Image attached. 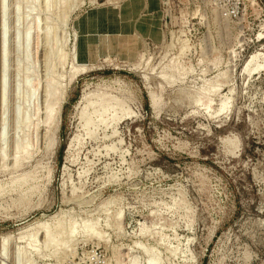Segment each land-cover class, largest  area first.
I'll list each match as a JSON object with an SVG mask.
<instances>
[{"label": "rangeland", "instance_id": "rangeland-1", "mask_svg": "<svg viewBox=\"0 0 264 264\" xmlns=\"http://www.w3.org/2000/svg\"><path fill=\"white\" fill-rule=\"evenodd\" d=\"M152 262L264 264V0H0V264Z\"/></svg>", "mask_w": 264, "mask_h": 264}, {"label": "bare ground", "instance_id": "bare-ground-1", "mask_svg": "<svg viewBox=\"0 0 264 264\" xmlns=\"http://www.w3.org/2000/svg\"><path fill=\"white\" fill-rule=\"evenodd\" d=\"M45 4H47V3H45ZM3 8H4V7H3ZM17 9H18V8H16V10H17ZM3 11H4V9H3ZM48 26H49V25H48ZM28 31H30V30H27V32H26V31L24 32V33H26L25 36H24V38H23V39L26 38L25 41H27V40L29 39V37H28V35H29V34H28ZM2 33H3V32H2ZM29 33H30V32H29ZM48 33H49V32H48ZM3 35H4V34H3ZM23 35H24V34H23ZM45 36H46V35H45ZM27 37H28V39H27ZM17 38H18V37H17ZM2 39H3L2 41L5 40L4 38H2ZM25 41H23V43L27 44ZM25 46L27 47V45H25ZM25 46H24V47H25ZM24 47H23V48H24ZM5 48H6V47H5V44H4V42H3V43H2V49H1V53L3 54V55L1 54V55H2V58H3L4 56H6V55H4V54H5ZM25 50H26V48H25ZM24 52H25V51H24ZM4 58H5V57H4ZM60 59H61V58H60ZM3 60H4V59H3ZM60 61H61V60H60ZM3 62H4V61H3ZM2 66H3V65H2ZM3 67H4V66H3ZM4 71H5V69L3 68V73H4ZM4 75H5V74H4ZM50 79H51V78H50ZM3 80H4V77H3ZM52 80H53V79H52ZM51 82H52V81H48L47 84H46V86H45V89H44L45 92H44V97H43V98H44V103L47 101V98H48V94H49L48 87H49V86H52L53 84H56V83H53V84H52ZM4 87H5V83H4V81H3V82H2V90H4ZM58 88H59V87H58ZM52 90H53V89H52ZM57 90H58V89H57ZM2 92H3V91H2ZM4 92H5V90H4ZM56 92H58V91H56ZM22 93H24V92H22ZM54 93H55V92H54ZM2 95H3V94H2ZM25 95H26V94H24V96H25ZM29 95H30V93H29ZM54 95H55V94H54ZM4 97H5V96H4ZM23 101H25V100H23ZM41 101H42V100H41ZM40 103H41V102H40ZM44 105H45V104H44ZM22 112H23V111H22ZM22 114H23V113H22ZM16 117H17V116H16ZM18 117H19V116H18ZM26 117H27V116H26ZM26 117L23 116V119L25 118L24 120H26ZM21 119H22V118H21ZM24 120H23V121H24ZM26 123H27V122H26ZM21 126H22V125H21ZM86 224H87V223H86ZM73 225H74V224H73ZM82 226H83V225H82ZM84 227H86V226L84 225ZM84 227H83V229H85ZM76 230H77V229H76ZM88 230H89V229H87V231H88ZM67 231H68V230H67ZM73 231H74V229H72V231H70V234H71V235L73 234V233H72ZM82 231H83V230H82ZM68 232H69V231H68ZM85 232H86V231H85ZM44 233H45V232H44ZM71 235H70V236H71ZM66 236H68V234H67ZM70 236H69V237H70ZM73 238H74V237H73ZM3 239H4V238H3ZM3 239H2V240H3ZM70 241H71V240H70ZM47 242H48L47 244L50 245V244L54 243V240L52 239V237L49 236V240H47ZM60 243H61V242H60ZM60 243H59V244H60ZM44 244H45V243H44ZM54 245H55V244H54ZM46 247H47V246H46ZM148 261H149V260H148ZM152 264H153V262H152Z\"/></svg>", "mask_w": 264, "mask_h": 264}]
</instances>
